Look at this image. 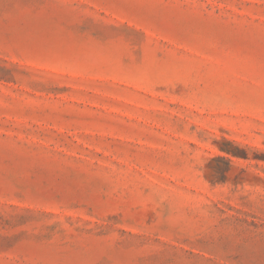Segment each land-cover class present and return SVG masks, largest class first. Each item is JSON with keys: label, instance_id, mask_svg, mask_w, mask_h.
Segmentation results:
<instances>
[{"label": "rangeland", "instance_id": "374dc122", "mask_svg": "<svg viewBox=\"0 0 264 264\" xmlns=\"http://www.w3.org/2000/svg\"><path fill=\"white\" fill-rule=\"evenodd\" d=\"M0 264H264V0H0Z\"/></svg>", "mask_w": 264, "mask_h": 264}]
</instances>
